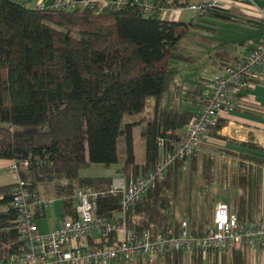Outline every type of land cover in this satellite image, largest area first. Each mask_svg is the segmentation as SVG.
<instances>
[{
  "label": "trees",
  "instance_id": "obj_1",
  "mask_svg": "<svg viewBox=\"0 0 264 264\" xmlns=\"http://www.w3.org/2000/svg\"><path fill=\"white\" fill-rule=\"evenodd\" d=\"M73 1L79 4L86 0ZM117 1L106 7L93 4L62 11L54 5L31 9L20 2L0 0V161L18 164L30 192L42 195L40 188H52L58 199L64 198L65 212L72 218L76 217L72 199L76 191L106 190L114 179L83 178L82 170L94 164L108 169L122 164L124 175L147 173L159 161L158 142L176 144L178 134L196 115L177 106H164L181 76L176 66L193 63L182 48L185 37L198 29L215 31L213 27L220 21H244L234 12H211L186 24L161 19L155 13L142 14L133 7L135 0L117 9ZM154 1L157 11H179L200 0ZM190 93L195 96L201 92ZM151 101L155 102L154 110L142 134L146 154L137 162L134 131L145 119ZM226 125V120L219 119L210 134L221 140L219 133ZM121 139L127 153L122 163L118 153ZM228 156L240 161L232 177L238 194L230 208L241 221H247L255 187L252 166L264 169V160ZM184 166L187 161L177 162L145 198L130 207V228L139 232L174 228L178 233L183 222L173 226L169 195L178 193ZM190 166L201 171L207 183L215 181L210 158L194 159ZM120 199V195H110L99 200L97 215L120 211ZM14 200V186L0 188V261L22 248ZM202 223H189L194 237L205 235L207 228ZM114 238L112 235L108 247H117ZM247 250L210 249L205 260L202 250L195 249L191 259L193 264H249ZM185 254L166 253L151 261L140 257L135 264H184Z\"/></svg>",
  "mask_w": 264,
  "mask_h": 264
},
{
  "label": "built area",
  "instance_id": "obj_2",
  "mask_svg": "<svg viewBox=\"0 0 264 264\" xmlns=\"http://www.w3.org/2000/svg\"><path fill=\"white\" fill-rule=\"evenodd\" d=\"M130 1L118 0L116 8L132 4ZM93 3L89 0L79 4L73 0H61L54 8L70 11L91 7ZM230 4L255 6L261 15L252 21L264 23V9L259 7L256 0H200L176 13L186 11L196 20L206 18L211 12L232 13L234 11ZM132 5L142 14L155 13L161 19L170 20L167 11H157L154 0H135ZM263 69L264 40L243 61L224 67V75L213 81L210 88L196 99L199 109L178 134L176 144L170 140L158 142L163 154H160L159 161L151 171L141 172L136 178L126 175L115 177L106 190L76 191L72 197L76 217L64 219L51 232H41L37 220L56 204L58 198L55 191L46 198L32 193L24 179L19 177L15 184L14 206L19 213L18 232L22 248L6 261H0V264H112L119 261L134 264L140 257L151 261L166 253H191L195 249H201L204 256L210 249H264V217L257 221H241L238 213L232 211L226 203L216 206L212 226L200 237L191 235L186 221L181 224L178 233L170 229L158 234L151 231L139 232L130 228L127 221L130 207L145 198L156 181L168 174L174 163L198 158L203 153V146L217 121L225 114L234 113L239 107H243L234 98L235 95L242 94L252 84L262 80L259 73ZM10 170L20 173L16 162L11 165ZM110 195L121 196L120 211L110 216H98L99 200ZM58 200L64 202V198ZM112 235H115L116 248L108 247L113 240Z\"/></svg>",
  "mask_w": 264,
  "mask_h": 264
},
{
  "label": "rangeland",
  "instance_id": "obj_3",
  "mask_svg": "<svg viewBox=\"0 0 264 264\" xmlns=\"http://www.w3.org/2000/svg\"><path fill=\"white\" fill-rule=\"evenodd\" d=\"M91 3H93V1ZM94 3L102 4L99 2ZM256 3L259 5V7L264 8V4L260 1H256ZM230 7L231 10L234 11V16H239L244 20H252L253 18L258 19L261 15L256 10L255 6H249L245 4H230ZM167 12V17H169L170 21L176 19L180 14V18L183 23L189 24L191 22L190 14L186 11L176 13V10H172ZM248 23L249 22L243 20L220 21L215 23L216 26L213 27L215 31L208 30V28L206 30L198 29L189 33L182 41V48L184 54L187 57L193 59V63H180L176 66V68H178L181 72V76L177 81V85L183 86L184 89L188 90H196L198 87L209 89L210 84L222 76L221 74L224 67L231 65L235 59L248 57L249 49L255 47L264 40V26L258 27ZM254 85L257 84L254 83L250 87H253ZM173 92L174 87L169 91L168 98H173ZM180 95L177 98L178 101L176 100V103H180V107L183 111L197 110L196 106L194 107L191 102L192 97L190 95H187L184 92L182 94L180 93ZM187 99H190V101ZM251 99L264 100V93L257 95L253 94ZM150 104H152V101L149 103L150 107L145 113L144 118H149L152 116L154 109H152ZM126 121L129 122V119ZM138 127L139 125L136 128ZM136 136V161L141 162L146 154L144 138L142 137L141 130L136 131ZM158 149L159 155L163 154V150L159 145ZM118 153L120 162H124L126 160L127 153L123 139L119 141ZM201 158H210L213 162L215 180L213 183H207L201 171L191 169L190 163L194 159L201 160ZM185 161H187V166H184L182 171L181 183L177 189L178 193L175 196L174 193H170L169 195L172 203L170 219L173 226H175L176 222L181 221H187L188 224H191L193 221H198L201 223L204 222L202 224L204 229H206L212 226L213 211L218 204L226 203L229 206H232V203L234 202L238 192L232 187L231 179L237 174L240 163H238L232 157L225 156L224 153L220 152L219 150H215L212 154H208L206 153V146H203V153L200 154L198 158H190ZM176 163H174L171 168ZM198 164L201 165L200 163ZM121 165L122 164L113 165L108 169L103 165L94 164L90 168L82 171L87 176L91 177L106 176L115 178L124 175L122 170L123 167ZM131 174L133 173L131 172L129 173V176H126L129 178L132 176L134 178L137 177V175ZM40 189L42 194L41 196L45 198L49 197V194L53 191L52 188L48 189V191L44 188ZM211 205L214 207L211 208L212 213L209 212ZM47 219L51 225L57 222V217L53 216L51 211H49ZM170 229L176 232L174 228H169L165 232H162L163 230H161V232L155 231V234L166 233ZM149 231L153 233L152 230ZM207 231L208 229L206 232ZM247 252L249 255V264H264V249L247 250ZM206 259L207 256H205V260ZM159 262L156 261L155 264H159ZM112 264H120V261ZM184 264H193L191 253L185 254Z\"/></svg>",
  "mask_w": 264,
  "mask_h": 264
},
{
  "label": "crops",
  "instance_id": "obj_4",
  "mask_svg": "<svg viewBox=\"0 0 264 264\" xmlns=\"http://www.w3.org/2000/svg\"><path fill=\"white\" fill-rule=\"evenodd\" d=\"M19 1L20 4L24 6H28L31 9H48L53 5L57 4L61 0H19ZM89 1L99 2L108 5L110 3H113L115 0H89ZM256 1H260L261 3L264 4V0H256ZM180 17L181 16L179 14V16H177V18L174 19L173 21L183 22L181 21ZM244 21L251 22L252 25L254 26H258V27L264 26V23L259 21H252V20H244ZM253 49L254 47L250 48L248 53L250 54V52ZM245 58L246 57L235 59L232 64H235V62L238 61H242ZM259 74H260L259 77L262 80H259L258 81L259 83L257 82L258 83L257 85H254L253 87L249 88L242 94L235 95L234 98L243 104V108L239 107L234 113H229L222 116L221 119L226 120L228 122V125H226L227 127H225V129H223L219 133L221 140L215 139V137L212 134H210L207 143L204 145L206 146V153L212 154L215 150L217 151L219 150L220 152H223L225 156H228L229 154H235L237 156L238 155L249 156L264 160V100L251 99V96L253 94L257 95L264 93V69ZM221 75L222 76L224 75L223 70ZM198 89L201 92L199 95L193 96L190 93V92H195ZM198 89L188 90V89H184L183 86L176 85L174 87V92L172 96L173 98L166 99L164 106L166 108L177 106L181 111H183L180 107V103H176V100L179 97L180 93L182 94L184 92L192 97L191 102L194 105V107L196 106L197 108V110L196 109L193 111L188 110L187 112L196 113L199 109L196 99L207 90L204 89L203 87L200 88L198 87ZM187 100L190 101V99ZM150 105L152 109H154L155 102L152 101V104ZM147 119L148 118H145V120H143L139 124V127L135 128L134 131L135 140L137 138L136 136L137 130H141L142 134L144 133L143 131H145L144 129L147 124L146 121ZM254 146L257 147L258 149L252 148ZM260 149H263V151H261ZM234 160L240 163L238 159L234 158ZM13 163L14 162L11 161H0V188L6 186H14L18 182L20 175L17 173H13L10 170V167ZM252 168L255 172V176L253 178V186L255 187H253L252 196H251L252 206L250 212L252 211V213H250L249 218H247L246 220L257 221L264 217V169H258L256 168V166H252ZM83 171L80 172L81 177L83 178L91 177V176H87ZM99 177H106V176H99ZM232 180L233 178L231 179V185L233 184ZM52 194L53 193H50L49 196ZM49 211L53 213V216L57 217V222L52 225L49 224L47 219ZM49 211H47L44 216L40 217L37 220L39 228L43 233L51 232L52 230L57 228L64 219L72 218L69 217L70 215L66 214L64 202L58 199L54 207Z\"/></svg>",
  "mask_w": 264,
  "mask_h": 264
},
{
  "label": "water",
  "instance_id": "obj_5",
  "mask_svg": "<svg viewBox=\"0 0 264 264\" xmlns=\"http://www.w3.org/2000/svg\"><path fill=\"white\" fill-rule=\"evenodd\" d=\"M176 22V21H175Z\"/></svg>",
  "mask_w": 264,
  "mask_h": 264
}]
</instances>
